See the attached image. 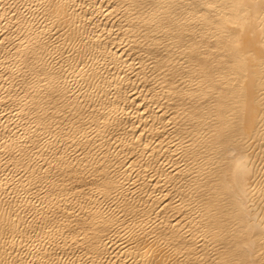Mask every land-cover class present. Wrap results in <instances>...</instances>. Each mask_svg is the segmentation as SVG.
<instances>
[{
	"label": "bare ground",
	"instance_id": "bare-ground-1",
	"mask_svg": "<svg viewBox=\"0 0 264 264\" xmlns=\"http://www.w3.org/2000/svg\"><path fill=\"white\" fill-rule=\"evenodd\" d=\"M262 144L264 0H0V264H264Z\"/></svg>",
	"mask_w": 264,
	"mask_h": 264
},
{
	"label": "snow or ice",
	"instance_id": "snow-or-ice-1",
	"mask_svg": "<svg viewBox=\"0 0 264 264\" xmlns=\"http://www.w3.org/2000/svg\"><path fill=\"white\" fill-rule=\"evenodd\" d=\"M261 150L264 151V144H262ZM226 151L232 153L233 157H235V153L231 148L226 149ZM220 159H223V153L220 154ZM261 164L264 165V159H262ZM236 172L238 180L246 182L247 177L253 173V169L248 168L244 157H241L239 163L236 165ZM260 173L261 179L264 180V166L261 167Z\"/></svg>",
	"mask_w": 264,
	"mask_h": 264
}]
</instances>
